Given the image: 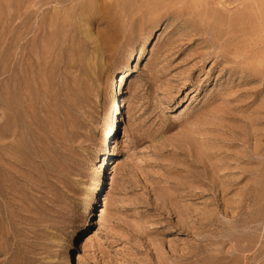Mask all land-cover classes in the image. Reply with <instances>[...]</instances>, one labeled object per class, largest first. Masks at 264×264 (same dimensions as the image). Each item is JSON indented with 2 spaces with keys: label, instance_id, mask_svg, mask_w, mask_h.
<instances>
[{
  "label": "rangeland",
  "instance_id": "374dc122",
  "mask_svg": "<svg viewBox=\"0 0 264 264\" xmlns=\"http://www.w3.org/2000/svg\"><path fill=\"white\" fill-rule=\"evenodd\" d=\"M142 1L0 0V264H264V0Z\"/></svg>",
  "mask_w": 264,
  "mask_h": 264
},
{
  "label": "bare ground",
  "instance_id": "6f19581e",
  "mask_svg": "<svg viewBox=\"0 0 264 264\" xmlns=\"http://www.w3.org/2000/svg\"><path fill=\"white\" fill-rule=\"evenodd\" d=\"M240 1L243 2V0H240ZM165 2H166V0H144L140 4L141 11L146 12V13L147 12H152L153 10H155L158 7H160L163 4H165ZM129 56L132 57V55H129ZM132 70H134L132 67H128L127 69L121 71L120 73H118L115 76V78H114L115 85L113 87V91L118 92V93L121 91V85L125 81V77L124 76H126V74L129 73ZM111 107H115V108H118L119 107V102H118V99L117 98L112 101ZM102 145H103V147L106 146L107 145V141H105ZM96 188L97 187L95 185H93L92 187H90L91 192H93ZM90 198H91V195L90 196L88 195V197H86V200H89Z\"/></svg>",
  "mask_w": 264,
  "mask_h": 264
}]
</instances>
